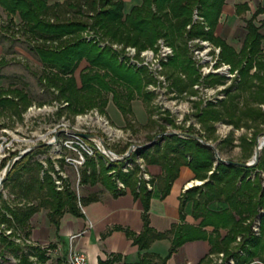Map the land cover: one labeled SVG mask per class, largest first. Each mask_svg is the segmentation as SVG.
Here are the masks:
<instances>
[{
	"label": "trees",
	"instance_id": "1",
	"mask_svg": "<svg viewBox=\"0 0 264 264\" xmlns=\"http://www.w3.org/2000/svg\"><path fill=\"white\" fill-rule=\"evenodd\" d=\"M223 3L224 0H136L127 7L124 0H0L8 16L6 24L15 27L36 52L41 63L38 79L52 93L51 99L66 101L72 113L91 107L104 112L111 99L121 111L125 125L132 128L131 102L136 97L149 101L153 92L145 87L155 80L147 66L128 62L125 55L109 44L101 46L100 41L133 45L140 50L152 47L162 37L173 47L164 65L170 86L179 93L192 92L193 84L199 79L198 67L189 54L188 40L201 37L219 46L218 59L236 68L237 74L221 99L195 102V116L202 128L197 133L187 132L196 133L207 142L212 138L209 135L216 129L217 120L234 128L264 124V110L255 104L264 103L262 24H256L254 16L247 19L246 33L240 47L236 48L215 34ZM244 7L245 3L238 5V8ZM81 62L84 64L77 78L75 70ZM224 78L223 74L211 73L205 81L221 82ZM30 101L22 87L0 86V113L21 119ZM147 121L143 125H147ZM164 121L172 122L167 117ZM262 129H253L250 136H238L242 151L255 146L257 135L264 132ZM231 133L232 130L215 143L218 153L233 142ZM152 139L140 143L134 155L129 154L133 159L138 155L148 164L161 166L162 172L152 176V188L137 175V167L121 170L122 158L115 164L116 176L134 195L140 196L143 203V228L132 234L139 248H147L155 238L170 236L167 253L170 255L183 242L202 238L208 240L210 253L223 252L225 260L232 258L235 264H246L258 259L264 263V145L256 164L245 166L218 160L210 145L190 135L165 133ZM48 147V143L40 141L12 165L3 188H7L17 202H9L0 191V242L15 255L17 264H44L49 258L47 248L35 245L26 250L15 240L29 237L30 219L37 210L46 208L48 220L56 229L65 211L82 213L68 179L63 178V185L57 187L51 172L57 170L51 156H46L47 166L36 157ZM17 152L10 151L2 165ZM96 152L80 167L79 183H110L111 176L107 174L110 167L99 151ZM226 159L246 161L245 157ZM57 161L61 169L64 160L59 157ZM183 164L192 169L194 178L204 180L181 192L179 221L166 231H157L149 224V199L169 192ZM123 190L116 185L111 189L114 193ZM79 198L82 205L96 198V193L89 192ZM186 213L197 222H187ZM6 230L10 231L6 233ZM236 236L240 238L233 245ZM51 245L55 247V243ZM152 256L147 251L142 252L137 264H152Z\"/></svg>",
	"mask_w": 264,
	"mask_h": 264
},
{
	"label": "rangeland",
	"instance_id": "2",
	"mask_svg": "<svg viewBox=\"0 0 264 264\" xmlns=\"http://www.w3.org/2000/svg\"><path fill=\"white\" fill-rule=\"evenodd\" d=\"M7 21L8 16L5 10L0 6V57H2L0 61V86L15 85L22 87L27 92L31 101L22 112L21 119L17 118L16 115L0 113V172L4 167V165H2L3 159L10 151L21 150L28 145L40 141H47L49 147L46 152L38 153L36 157L42 160L44 165L47 166L46 156L49 155L54 160V165L57 164L60 167L57 158H59L60 153L64 154L67 152V150L62 147L61 140L73 130L91 132L100 136L107 147L117 154H124L127 152L128 147L132 143L140 144L149 142L151 138H154L157 133L162 131L190 130L197 133L201 131L202 127H200V123L195 116L197 110L195 102L205 103L208 100L217 101L221 99L225 95V88L234 82V77L237 74V69L232 67H229V72L222 69L219 72L210 71L203 73L201 68H203V66L209 67L211 61L215 59L213 53H215L214 50L216 45L208 39L209 45H205L202 43L203 38L193 37L188 40V49L190 56L198 67L199 79L193 84L192 92L184 90L179 93L170 86L171 81L166 75V66L164 65V62L172 55L173 47L166 43L162 37L158 38L152 47H145L151 48L154 53H157L159 52L161 43H165L172 49V52L160 61L159 67L154 69L150 68L147 64L141 63V56L138 54H135L132 59L127 53L126 47L133 45H123L117 42L110 43L105 40L100 41L99 44L101 46L109 44L112 48L117 49V51L127 57L128 62L147 66L149 73L155 80V82L148 83L145 87L147 90L153 92L149 101H145L141 97H136L131 102L133 109L131 115L134 124L133 129L129 125H125V120L121 111L114 105L111 99H109L105 105L103 109L104 112L99 111L97 107H91L76 113L69 111L68 107H66V101L51 99L52 93L45 85L41 84L38 79V75L41 72V63L31 43L25 39L20 32L15 31V27L8 26L6 24ZM242 31V26L241 28H236V34L234 38L230 40L236 48L241 44ZM204 46H210V48L207 49V53L204 56H197L196 53H194V49ZM223 62L224 61L219 60L217 57L214 66ZM83 64L84 62H81L75 70L77 78L78 71ZM228 65L230 66L229 63ZM251 70H253V68ZM211 73L223 74L225 78L221 82L207 83L205 78ZM255 104L264 110V103ZM164 117L171 119L172 122L169 123L164 121ZM245 118L247 119V117L244 116L243 119ZM105 119H107L108 123H105ZM62 120L65 125H58ZM146 121L148 122L147 125H143ZM214 124L216 129L211 131L209 136L213 139L217 137V139L214 141L211 138L208 140L210 143L215 145L219 138L227 135L230 130H232L234 137L233 142L226 145L221 154L219 153L220 156L233 159L245 157L246 161L252 157L254 145L250 147V150H243V152L238 136H250L253 129L257 130L258 127L264 130V124H259L258 126L253 125L254 127L243 125L238 128H234L231 124L221 120L215 121ZM108 125H110V127H108ZM88 141L94 145L91 140ZM135 150L136 147H133L130 151L131 155H134L133 152H135ZM130 152L122 158L123 164L120 165L121 170L129 171L137 167V175L142 178L144 184L148 188H152V175L147 170L148 163H146L142 156L135 155L134 159L131 158V155L129 156ZM102 156L105 163L110 167V169L107 170V174L111 176V180L107 185L101 184L100 182H97L96 185L109 190L112 189L113 185H116L118 189L124 188V183L116 176L117 166L115 164L119 159H108L106 156ZM80 167L81 166L78 167V171ZM143 169L147 170V177L143 173ZM61 170L67 175V177L62 178H67L71 187L74 188L79 204V196H83L85 185L79 183L77 170L72 165L64 162V164L61 165ZM55 173L57 174V172ZM209 173L210 170H208L207 174ZM134 177L135 174L132 175V180ZM203 180V178L196 179L192 185L201 184ZM63 183L62 181V185ZM0 191L2 192V196L9 202H17L7 188H3L2 186ZM49 223L47 210L41 207L30 219L31 234L29 237L15 238V240L19 241L26 250H29L35 245L41 246L44 249L47 248L49 258L44 264H66L67 245H64V247L60 245L57 246L56 244V247L51 245L54 241L48 239V229L45 227V225H49ZM35 227L39 229H34ZM6 233H8V230H6ZM239 238V236H236L233 245L236 244ZM219 253L220 252H217V258L213 264H222L219 258L223 260L225 254L222 252V255H219ZM0 264H17L15 255L11 251L5 249L1 242Z\"/></svg>",
	"mask_w": 264,
	"mask_h": 264
},
{
	"label": "crops",
	"instance_id": "3",
	"mask_svg": "<svg viewBox=\"0 0 264 264\" xmlns=\"http://www.w3.org/2000/svg\"><path fill=\"white\" fill-rule=\"evenodd\" d=\"M135 1L124 0L127 7ZM244 3V8H238V5ZM251 17L256 24H262L260 30L263 33L264 50V0H224L215 34L231 43L236 28L242 26L243 39L246 20ZM147 170L152 176L162 172L161 166L156 163L147 164ZM195 181L192 169L183 164L179 167L169 192L163 197L152 196L149 199V224L154 229L166 231L179 221V196ZM84 190L83 195L94 192L96 198L82 204L80 215L65 211L58 229L51 222L45 227L48 229V239L62 247L68 245L70 234L80 232L74 238V244L86 252L90 264H137L144 251L153 255L152 264H213L217 258V252L210 253L208 240L202 238L183 242L170 255H167L171 245L170 236L155 238L147 248L140 249L132 237V234L139 233L143 228V203L140 196L134 195L128 187L114 193L96 184H86ZM185 220L189 223L197 222L190 213H186ZM207 228L210 229L211 226ZM246 264L264 263L254 259Z\"/></svg>",
	"mask_w": 264,
	"mask_h": 264
},
{
	"label": "built area",
	"instance_id": "4",
	"mask_svg": "<svg viewBox=\"0 0 264 264\" xmlns=\"http://www.w3.org/2000/svg\"><path fill=\"white\" fill-rule=\"evenodd\" d=\"M202 43H204L205 45H209V41L207 39H203ZM126 48H127V53L132 57V59L135 54H138L141 56V60H140L141 63L147 64L152 69L159 67L160 61L166 58V56H168L172 52L171 47L165 43H161V47L159 48V52L157 53H154V51L151 48H145L140 51H137L135 46H127ZM209 48L210 46L195 48L194 53H196L197 56H204L208 51L207 49ZM214 51L215 53H213V56H215V59L211 61V65L209 67L203 66V68H201L202 72L203 73L210 71L219 72L222 69L229 72L228 69L230 66L228 65V63L223 62L221 64L214 66L216 63V58L218 57L219 46H216ZM104 121L105 123H108L107 119H105ZM58 125H65V123L62 120ZM108 127H110V125H108ZM76 131H81V130H73L71 131V133H69L66 137H64L61 140V145L67 150V152L64 154L60 153L59 157H62L65 163L70 164L74 168H76L77 176L79 179L78 167L82 166L85 163L87 157L95 156L98 148L94 146L95 144L94 145L91 144L87 138L76 133ZM96 136L100 137L98 135ZM98 151L101 155L106 156L108 159L124 158L125 155H127L126 152L124 154H117L108 147L103 151L100 150ZM55 169L57 170V174L55 172H52V174L54 177V181L57 184V187L60 188L62 186V181H63L62 177H66L67 175L60 169V167L57 164H55ZM146 171L147 170L143 169V173L147 177ZM79 205L80 207H82L81 203H79ZM254 228L257 229V225H255ZM9 231L10 230H8V232ZM79 234L80 232H75L70 234L68 237L67 253L65 258L66 264H90L86 252L78 248L74 244V238ZM219 255H222V252H220ZM219 261H222V264H235L232 258H229L228 260L225 259L222 260V258H219Z\"/></svg>",
	"mask_w": 264,
	"mask_h": 264
},
{
	"label": "water",
	"instance_id": "5",
	"mask_svg": "<svg viewBox=\"0 0 264 264\" xmlns=\"http://www.w3.org/2000/svg\"><path fill=\"white\" fill-rule=\"evenodd\" d=\"M76 133L80 134L81 136L87 138L88 140H91L95 146L98 148V150L103 151L104 149L107 148V145L103 142L102 138L97 137L96 134L91 133V132H86V131H76ZM165 133H177L179 135H190L195 137L196 139L202 141L205 144L210 145L214 152H215V156L218 160H222L225 162H231V163H236V164H240V165H254L256 164V162L258 161L259 158V154H260V149L262 148V146L264 145V132L262 134L257 135L256 137V144L254 146V152L252 157L247 160V161H236V160H228L226 158H223L222 156H220V154L218 153V150L216 148V146L210 142L204 141L199 135L195 134V133H190L187 131H162L157 133L154 138L152 139V141L154 139H156L158 136L165 134ZM261 137V139H260ZM42 143H47V141H42ZM35 145H37V143L31 144L27 147H25L24 149L19 150L16 154H14L12 157H10L8 159V161L6 162L5 166L3 167V169L0 172V189L3 186V182L6 179L12 165L14 164V162L21 157L22 155H24L26 152H28L29 150H31ZM138 145H140L139 143H132L130 144V146L128 147V150L126 152V154H128L133 147H137Z\"/></svg>",
	"mask_w": 264,
	"mask_h": 264
},
{
	"label": "bare ground",
	"instance_id": "6",
	"mask_svg": "<svg viewBox=\"0 0 264 264\" xmlns=\"http://www.w3.org/2000/svg\"><path fill=\"white\" fill-rule=\"evenodd\" d=\"M260 139H261V137H260Z\"/></svg>",
	"mask_w": 264,
	"mask_h": 264
}]
</instances>
